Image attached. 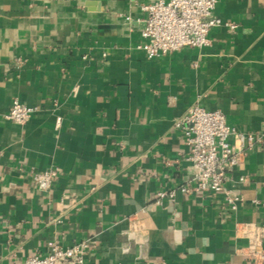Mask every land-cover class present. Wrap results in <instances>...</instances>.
<instances>
[{"label":"crops","instance_id":"1","mask_svg":"<svg viewBox=\"0 0 264 264\" xmlns=\"http://www.w3.org/2000/svg\"><path fill=\"white\" fill-rule=\"evenodd\" d=\"M155 1L0 0V264L81 240L83 264H249L235 225L264 228V0H216L234 29L148 59L124 17ZM13 99L36 108L24 125L3 117ZM195 104L259 138L231 175L235 210L194 189L175 124ZM48 168L45 193L28 174Z\"/></svg>","mask_w":264,"mask_h":264},{"label":"built area","instance_id":"2","mask_svg":"<svg viewBox=\"0 0 264 264\" xmlns=\"http://www.w3.org/2000/svg\"><path fill=\"white\" fill-rule=\"evenodd\" d=\"M215 7L216 0H156L139 5L145 17L132 20L125 16L124 19L130 24L142 22L139 30L142 43L135 48L142 50L148 59H155L182 48L207 47L210 43L209 31L213 27L225 25L234 29L236 25L222 23L213 16ZM35 111V107L13 99L3 117L17 125H24ZM175 125L187 147L185 160L190 167L194 189L222 194L229 208L235 210L243 197L238 189L228 184L232 183L231 175L237 169L241 155L259 138L237 132L227 124L221 111L206 110L197 104L189 107ZM57 177L54 168L30 171L28 174L35 187L45 193L51 191ZM243 182L244 178L239 177L237 183ZM179 190L188 192L185 187ZM157 196L172 199L174 192H159ZM235 230V237L244 241L246 261L249 264H264V228L254 223H237ZM50 246L49 253L30 256L24 264H83L91 242L81 240L68 247L54 242Z\"/></svg>","mask_w":264,"mask_h":264},{"label":"clouds","instance_id":"3","mask_svg":"<svg viewBox=\"0 0 264 264\" xmlns=\"http://www.w3.org/2000/svg\"><path fill=\"white\" fill-rule=\"evenodd\" d=\"M200 243L203 246H209L210 245V239L208 237H201L200 238Z\"/></svg>","mask_w":264,"mask_h":264}]
</instances>
